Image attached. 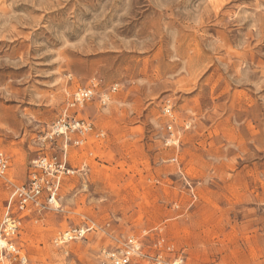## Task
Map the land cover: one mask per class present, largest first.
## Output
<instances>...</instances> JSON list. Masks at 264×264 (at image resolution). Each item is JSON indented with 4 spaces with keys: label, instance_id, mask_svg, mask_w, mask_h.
<instances>
[{
    "label": "rangeland",
    "instance_id": "obj_1",
    "mask_svg": "<svg viewBox=\"0 0 264 264\" xmlns=\"http://www.w3.org/2000/svg\"><path fill=\"white\" fill-rule=\"evenodd\" d=\"M93 80L78 117L104 136L68 147L59 209L21 219L27 264H98L158 234L185 264H264V0H0V221ZM77 227L84 239L54 245Z\"/></svg>",
    "mask_w": 264,
    "mask_h": 264
},
{
    "label": "built area",
    "instance_id": "obj_2",
    "mask_svg": "<svg viewBox=\"0 0 264 264\" xmlns=\"http://www.w3.org/2000/svg\"><path fill=\"white\" fill-rule=\"evenodd\" d=\"M97 86L98 82L93 80L88 87L79 88L73 93L62 114L42 138L40 153L30 162L26 182L10 184L12 189L0 221V254L18 264H27L23 250L15 242L21 219L59 209L57 201L61 181L63 177L74 173L69 168L68 147L80 148L90 137L101 139L104 136L102 131H94L90 122L78 117L84 105L93 99ZM116 90V84L110 87V93ZM163 114L170 120L173 119L169 101L164 105ZM167 130L172 133L171 126ZM57 138L62 141L59 151L52 149L45 152L44 143H53ZM9 167V158L0 152V177L5 175ZM88 231L89 227L70 228L57 234L53 243L55 246H62L84 239ZM173 253V245L160 234L148 246L141 239L128 236L116 241L111 248H103L98 264H185L181 256L168 257Z\"/></svg>",
    "mask_w": 264,
    "mask_h": 264
}]
</instances>
